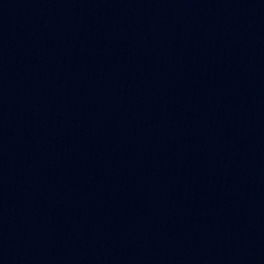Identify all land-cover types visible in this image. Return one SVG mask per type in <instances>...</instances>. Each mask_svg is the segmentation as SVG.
<instances>
[{
	"label": "water",
	"instance_id": "1",
	"mask_svg": "<svg viewBox=\"0 0 264 264\" xmlns=\"http://www.w3.org/2000/svg\"><path fill=\"white\" fill-rule=\"evenodd\" d=\"M0 264H185L147 0H0Z\"/></svg>",
	"mask_w": 264,
	"mask_h": 264
}]
</instances>
